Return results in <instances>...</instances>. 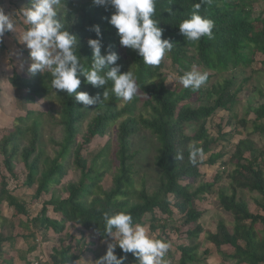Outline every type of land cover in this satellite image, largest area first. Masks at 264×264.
<instances>
[{
  "label": "trees",
  "instance_id": "16d2710c",
  "mask_svg": "<svg viewBox=\"0 0 264 264\" xmlns=\"http://www.w3.org/2000/svg\"><path fill=\"white\" fill-rule=\"evenodd\" d=\"M23 1L26 8L31 6V0ZM260 1L204 0L199 13L214 21L213 38L203 37L192 42L180 34L179 23L190 18L194 4L201 0H156L154 18L164 29L162 38H171L175 45L161 63L153 67L145 65L137 51L120 45L117 29L109 23L114 12L111 6H98L93 0H63L59 18L65 28L78 38L77 55L81 63L86 68L91 66L93 52L88 40L98 38L92 28L99 25L102 55L108 51L117 52L121 71L134 72L140 91L123 104L124 100L112 93L111 80L105 86L95 88L81 77L82 83L77 91L99 95L102 101L104 91L107 89L109 92L106 100L87 108L76 101L74 94L70 96L66 91L53 89L50 72L32 75L29 71L20 73L13 70L8 83L16 97L22 100V106L18 107V113L11 114L14 115L12 127L3 128L0 135L4 170L0 176V205H6L14 212L11 220L0 216L3 225L10 230L9 236L0 233L1 264H15L16 260L32 264L28 255L35 253L37 246L26 252L20 251L15 258L12 252L17 240L40 239L46 242L50 233L63 239L69 226H72L70 230L80 234L78 239L66 235V238L75 240L76 248H55L50 260L52 264H75L81 259V250L92 251L96 246L93 241L86 243L84 232L94 234L102 242L105 240L102 234L104 212L122 210L130 211L134 222L149 225L153 234L161 230L157 236L161 239L173 232L168 229V224L178 217L180 221L177 223L187 229L189 240L187 246L179 247L178 264H204L202 262L211 254L205 250L204 259L200 257L198 241L204 233L206 241L216 248L224 264H264V145L260 148L259 143L252 139L254 135L264 139V104L252 110L255 117L252 122L240 120L231 113L240 101L244 85L241 83L237 87L232 78L210 86V81L217 76L241 68L250 70L247 84L253 77L264 73V11H256L254 7ZM21 15L23 22L19 24L26 30L29 25L23 12ZM0 48L6 49L1 42ZM26 55L29 57L28 52ZM169 62L176 68L179 78L195 67L204 68L211 75L196 91L185 87L171 90L162 73ZM1 93L0 88V96ZM260 95L263 96L262 91ZM39 99L57 105L58 116L55 117L51 111L36 109ZM142 101L143 106L139 108ZM28 106L35 109H28ZM218 112L230 115L224 125L216 126L215 135L210 131V124ZM48 120L63 132L62 140H49L54 148L53 156L47 154L41 140L44 122ZM249 124L251 130L248 129ZM188 128L194 129L190 135ZM226 128L229 129L227 132ZM111 130L117 137L114 160L111 141L90 159L88 154L92 143L97 138L106 137ZM142 132L152 134L159 144L154 167L160 172V177L152 193L145 188L139 192L135 190L134 161L137 154L133 152L132 139ZM242 134L246 138L234 144V139ZM190 143H196L204 150L196 165L189 162ZM178 152L183 153L182 160L175 159ZM206 156L208 158L204 160ZM17 161L24 169L22 185L28 189L35 188L30 197L19 196L15 191L17 186L14 190L11 188V183L17 184L21 179ZM116 163L118 168L112 187L106 189L103 180ZM204 167H218L219 171L231 168L229 189H218L215 195L219 208L234 219L233 229L219 220L215 230H204L205 213L197 203L206 201L223 175L217 170L212 183H198L203 178ZM71 169L79 173V180L64 184ZM195 184L199 186L196 188ZM239 191L253 195L255 211L238 197ZM44 196H50V199L43 201ZM39 203L41 210L32 214L31 209ZM50 211L55 218L49 215ZM116 254L118 257L125 255L119 247ZM124 264H137V260L128 253Z\"/></svg>",
  "mask_w": 264,
  "mask_h": 264
},
{
  "label": "clouds",
  "instance_id": "9594fccd",
  "mask_svg": "<svg viewBox=\"0 0 264 264\" xmlns=\"http://www.w3.org/2000/svg\"><path fill=\"white\" fill-rule=\"evenodd\" d=\"M204 0L193 6L190 18L179 23V32L187 41L198 42L201 38H213L215 23L202 16L199 10ZM63 0H31V6L23 10L25 22L29 25L22 33L21 40L27 46L32 61L28 71L32 75L50 72L51 87L66 91L75 96L77 102L85 107L94 106L108 98L106 89L103 101L99 95L92 96L86 91H77L81 86V77L95 88L103 87L109 80L113 82L112 93L119 99L130 101L140 91L137 77L132 70L122 72L117 63L120 56L117 52L108 51L102 55V32L99 25L93 26L98 38H89L93 58L90 68L81 63L77 55L78 38L67 30L59 18ZM98 6L114 9L109 23L117 29L120 45L137 51L147 66H158L162 59L172 51L175 43L171 38H162L164 29L155 19L156 0H93ZM170 13L172 9L168 10ZM5 12L0 6V42L6 32L15 30L14 16ZM208 79V73L193 70L185 72L179 82L185 88L198 90ZM189 162L198 163L204 155L202 147L196 143L188 145ZM175 159L182 160L183 153L178 152ZM103 243H106V254L94 264H124L127 254L132 253L137 264H168L166 256L171 248L167 240L157 238L147 224L136 223L130 211L115 213L104 212ZM110 238V239H109ZM119 247L125 255L116 254Z\"/></svg>",
  "mask_w": 264,
  "mask_h": 264
},
{
  "label": "rangeland",
  "instance_id": "374dc122",
  "mask_svg": "<svg viewBox=\"0 0 264 264\" xmlns=\"http://www.w3.org/2000/svg\"><path fill=\"white\" fill-rule=\"evenodd\" d=\"M0 6H3L6 13L9 14H16L14 16V20L16 21L15 30L11 32H6L3 41L1 42L2 45L6 47V49L0 48V88L2 89V94L0 98V135L2 134L1 130L3 128H11L14 120L13 114L18 113L19 108H21V102L22 100L18 97H16L13 89L8 83V78L11 76L14 69H16L20 73H26L30 67V64L32 61L30 58L26 55V53H29V49L27 48L26 44L22 42L21 36L22 33L25 31L24 28L19 24L23 22L22 15L20 16L21 12L26 8V3L23 0H0ZM256 11H264V0H261L258 4L255 6ZM196 70L201 72H207L208 75H211V72L204 69V68H198L195 67ZM162 73L166 76L167 82L166 85L171 90H174L177 87L184 88V86L179 82V76L177 73V70L173 65L169 62L166 67L163 69ZM251 77L250 70L246 69H239L232 73H226L217 76L215 79H212L210 81V86L216 85L217 83H223L225 80H230L232 78L235 79V85L238 87L241 83V85H244V89L242 93L239 95V103L234 109V112L231 113L235 114L240 120L241 119H247L248 121L252 122L251 120H254V115L252 114V110L257 108L260 105L264 104V73L262 72L258 76L253 77L250 84H247V80ZM260 91L263 92V96L260 95ZM127 101H124L123 104H125ZM142 101L139 104V108H142L143 106ZM37 107L36 109H39L41 111H51L53 115L58 116L57 113L59 112V108L54 103L48 101L39 99L37 100ZM19 107V108H18ZM33 106H28V109H35ZM230 114L226 112H218L216 116L211 120V132L216 135V126L217 125H224V123L227 122V119L229 118ZM223 120V121H222ZM264 124V121H263ZM251 128V124H249V128ZM85 127L83 128L84 132ZM194 129L188 128V134L190 135ZM229 129H225V132H227ZM251 130V129H250ZM50 138H53L55 141H60L63 139V132L60 127H54L52 125V122L45 121L43 125V131H42V147L46 150L47 154L50 156H53V150L54 148L49 144ZM246 137L244 134L242 136H237L234 139V144H237L240 139H245ZM253 140L257 141L260 145V148L264 145V139L261 136L254 135ZM108 141H111L112 144V160H114L115 152L117 151V137L115 131L111 130L109 131V134L104 138H97L91 145V149L89 152V158L93 159L107 144ZM159 144L155 137L152 136L149 132H142L139 136L132 139V148L133 152H136V158L134 161V171H135V190L139 192L142 188H145L149 193H152L155 191L156 187L158 186L160 172L154 167V158L156 155V150L158 148ZM1 148V146H0ZM208 156L204 157L203 159L206 160ZM18 165V175L20 179V182L17 184L11 183V188L15 191L17 194L21 197H30L35 193V188L28 189L24 187L22 184L24 182V169L23 165L20 161H17ZM118 168V164H114L113 168L111 170V173H108L106 177L103 180V186H105L106 189H110L112 187L113 177L115 175V172ZM218 167H204L202 168L203 172V178L198 181V183H212L217 173ZM4 172L2 167V156L0 151V176L1 173ZM219 173H223L222 180L216 187L214 188L213 192L208 195L209 197L206 199L203 203H197L198 207L203 209V212L205 213V220H203V227L206 232H210L215 230L216 224L219 220H222L225 222L226 226L229 229H233L235 226L234 219L226 214L223 210H221L217 203V195L216 192L219 190H228L230 181L228 179L229 172H231V168H226L223 171H219ZM79 180V173H77L75 170H70L69 177L64 181V184H68L70 182H77ZM199 184H195V187L197 188ZM62 193H59L60 196L63 198H66L65 195H61ZM136 196H134L135 198ZM238 197L250 205V208L252 211H255L256 208L253 205L252 197L253 195H250L249 193L245 191H239ZM50 196H44L43 201L49 200ZM4 209V205H0V209ZM5 210V209H4ZM32 214H37L41 210V204H36L31 209ZM10 215V211L7 212ZM49 215L53 218L55 216L50 211ZM174 221L168 224V229H172L173 232L167 233L168 237L164 238V240H167L171 243V248L169 250V253L166 256V260L168 261V264H178V261L180 259V253H179V247L182 245H188L189 240L186 236L187 229L182 228L177 222H179V218L175 217L173 219ZM149 226V225H148ZM72 226H69L65 234L63 235V239H61L59 236L55 235L54 233H50L49 238L46 242H42L40 239L37 240H29L24 241L21 238H19L17 243L14 245V250L12 252V255L17 258L20 251L26 252L30 247L37 246V251L33 253L32 255H28V259L31 260L32 264H52L50 260V256L52 255V250L55 248H59L60 246L67 247V246H73L76 248L75 240L66 238V235L70 234L71 237L78 239L80 237V234L78 231L70 230ZM0 232H3L6 236L10 235V230L8 229L7 225H3V222L0 220ZM17 233H20V230H17ZM85 234V241L86 243L89 242H95L96 246L93 248L92 251H89L87 249L81 250V259L79 262L75 264H94L96 260L101 258L103 255L106 254L107 246L106 243L101 242L98 240V238L88 232H84ZM161 233V230H159L157 233H155V236L157 237L158 234ZM63 241V243H61ZM198 243L200 244V257L203 260L204 259V252L205 250H208L211 252L209 256L205 258V260L202 263L206 264H224L222 257L217 252L216 248L209 244L206 241V235L205 233L201 235ZM6 246V245H5ZM7 248L8 245L6 246ZM226 248H223L225 250ZM80 250V249H79ZM79 250L77 251V255L79 254ZM84 252V253H83ZM6 258V257H5ZM1 264V263H0ZM15 264H25L21 260H16ZM227 264H233V263H227Z\"/></svg>",
  "mask_w": 264,
  "mask_h": 264
},
{
  "label": "crops",
  "instance_id": "0c3cea01",
  "mask_svg": "<svg viewBox=\"0 0 264 264\" xmlns=\"http://www.w3.org/2000/svg\"><path fill=\"white\" fill-rule=\"evenodd\" d=\"M0 98H1V96H0ZM0 182H1V178H0ZM4 209L3 208L0 209V216H2L3 218H5L7 220H11L12 216L14 215L13 210L9 209L6 205H4ZM8 211H10V215L7 213Z\"/></svg>",
  "mask_w": 264,
  "mask_h": 264
}]
</instances>
